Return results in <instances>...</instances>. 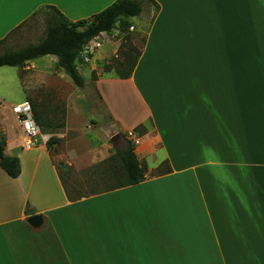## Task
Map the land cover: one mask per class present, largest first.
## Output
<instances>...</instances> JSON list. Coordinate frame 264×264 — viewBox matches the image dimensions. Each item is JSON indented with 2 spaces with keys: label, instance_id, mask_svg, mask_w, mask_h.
<instances>
[{
  "label": "crops",
  "instance_id": "0c3cea01",
  "mask_svg": "<svg viewBox=\"0 0 264 264\" xmlns=\"http://www.w3.org/2000/svg\"><path fill=\"white\" fill-rule=\"evenodd\" d=\"M114 1L0 0V40L39 15L46 25L48 11L32 17L42 7L77 22ZM154 1L132 76L95 80L120 133L147 128L145 179L78 197L46 142L25 148L15 116L0 115L21 164L16 178L0 166V264H70L73 236L87 234L93 259L112 264H264V0ZM164 161L171 171L155 173Z\"/></svg>",
  "mask_w": 264,
  "mask_h": 264
},
{
  "label": "rangeland",
  "instance_id": "374dc122",
  "mask_svg": "<svg viewBox=\"0 0 264 264\" xmlns=\"http://www.w3.org/2000/svg\"><path fill=\"white\" fill-rule=\"evenodd\" d=\"M142 1V14L131 19L133 30L122 32L117 27L112 33H103L85 47L82 60L78 62V69L85 80L82 87L76 86L69 75L60 71L56 56L39 57L24 66L0 67V115L4 123H9V116H15L12 110L14 105L23 100L30 101L35 117L37 112L41 119L43 126H39L42 134L49 135L46 142L50 143L52 156L59 164L70 191H74L78 197L116 184L117 172L109 169L107 159L117 149L124 148L128 139L133 141L134 137H141L135 131L131 132L133 135L120 133L112 124L110 113L96 89L95 80L106 73V65L111 70L125 71L127 67L120 63L125 60V53L130 52L131 48H134L130 52L132 57L137 52L142 53L146 32L155 13L154 5L148 0ZM44 19V15H39L12 33L0 45V53L40 41L45 35ZM20 31L27 34L16 38ZM43 68L46 73H43ZM116 134H121V138L114 144L111 138ZM42 140L43 137L39 136L36 142ZM137 146L139 144H135V150ZM18 152H22V149L19 148ZM148 164L154 166L151 157L148 158ZM171 224L172 220L169 219V226ZM88 237L89 234L73 236V241L76 238L79 242L71 245V251L76 250L80 257L78 260L70 254V264H112L108 255H100L98 261L93 259ZM98 245L105 249L108 247V244ZM81 249L83 252L80 253ZM219 255V252H213V258H220ZM53 256L56 257L54 253ZM229 263L236 264V261L230 260Z\"/></svg>",
  "mask_w": 264,
  "mask_h": 264
},
{
  "label": "trees",
  "instance_id": "16d2710c",
  "mask_svg": "<svg viewBox=\"0 0 264 264\" xmlns=\"http://www.w3.org/2000/svg\"><path fill=\"white\" fill-rule=\"evenodd\" d=\"M148 1L156 4L154 0ZM142 2V0H115L93 17L77 22H71L54 6L42 7L32 17L44 10L50 13V17L46 20L44 38L39 43L0 53V67L24 66L28 61L36 58L55 55L58 57V68L69 75L76 86L82 87L85 84V80L78 69V62L82 60L85 47L103 33H112L117 27L122 32L128 31L132 27L131 19L140 16L143 12ZM5 39L0 40V45L5 42ZM133 51L134 48H131L130 52ZM130 52L127 51L125 53V60L120 63V65L127 67L125 71L118 70L120 78H130L132 76L141 56V53L137 52V55L132 57ZM105 68L106 72L111 71L109 65H106ZM36 116V123L43 126L37 112ZM134 131L139 135H144L147 132V128L144 125H139ZM46 145L50 150V143L46 142ZM106 162H108L110 170L117 172L118 182L104 190L98 191H110L136 185L146 177L147 165L139 160L135 150V143L131 139L127 140V145L124 148L117 149L116 153L107 159ZM0 166L13 178L18 177L21 173L20 159L5 154L1 131ZM170 171L171 167L168 161H164L156 168L155 173L162 175Z\"/></svg>",
  "mask_w": 264,
  "mask_h": 264
},
{
  "label": "built area",
  "instance_id": "2783aa9c",
  "mask_svg": "<svg viewBox=\"0 0 264 264\" xmlns=\"http://www.w3.org/2000/svg\"><path fill=\"white\" fill-rule=\"evenodd\" d=\"M130 29L133 30L134 27L132 26ZM12 110L17 123L21 128L23 134V146L25 148H32L39 136L43 137L45 142L49 139V135H43L40 126L36 123L33 106L30 101L25 100L16 104L12 107ZM131 135L133 134L131 133ZM133 141L135 144L140 143V139H137V137H134Z\"/></svg>",
  "mask_w": 264,
  "mask_h": 264
},
{
  "label": "water",
  "instance_id": "95a60500",
  "mask_svg": "<svg viewBox=\"0 0 264 264\" xmlns=\"http://www.w3.org/2000/svg\"><path fill=\"white\" fill-rule=\"evenodd\" d=\"M121 138V134H116L115 136H113L111 138L112 141H114V144H117V141ZM2 144L4 146H6V141L4 138H2ZM42 216L41 215H33L30 216L28 219V222L30 223V225H32L33 227H39L42 224Z\"/></svg>",
  "mask_w": 264,
  "mask_h": 264
}]
</instances>
